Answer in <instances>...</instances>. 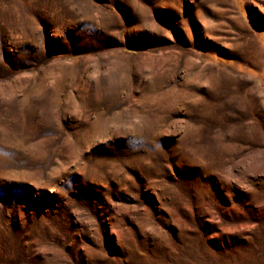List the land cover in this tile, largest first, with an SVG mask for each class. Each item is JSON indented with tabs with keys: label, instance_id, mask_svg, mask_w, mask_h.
<instances>
[{
	"label": "rangeland",
	"instance_id": "1",
	"mask_svg": "<svg viewBox=\"0 0 264 264\" xmlns=\"http://www.w3.org/2000/svg\"><path fill=\"white\" fill-rule=\"evenodd\" d=\"M0 264H264V0H0Z\"/></svg>",
	"mask_w": 264,
	"mask_h": 264
},
{
	"label": "bare ground",
	"instance_id": "2",
	"mask_svg": "<svg viewBox=\"0 0 264 264\" xmlns=\"http://www.w3.org/2000/svg\"><path fill=\"white\" fill-rule=\"evenodd\" d=\"M184 21V20H183ZM197 23H195L194 24V28L196 27L197 28ZM195 32H197L198 34H197V36H196V40H200V38L203 36L202 34H200L198 31H194V34H195ZM193 32L192 31H190L189 32V37H190V39H192L191 38V36L193 37V34H192ZM252 43H253V41H252ZM121 66V64L120 63H118V62H116V64H115V67H114V69H115V71H118V68ZM116 76V75H115ZM124 77V76H123ZM119 78H121V76H119ZM126 78V77H125ZM119 80V79H118ZM121 80H122V78H121ZM122 82H123V80H122ZM43 87H41L40 89H42ZM57 89V88H56ZM55 93H57V92H55ZM90 123V122H89ZM97 124V123H96ZM91 126V128H92V126H94L93 124H91L90 125Z\"/></svg>",
	"mask_w": 264,
	"mask_h": 264
}]
</instances>
